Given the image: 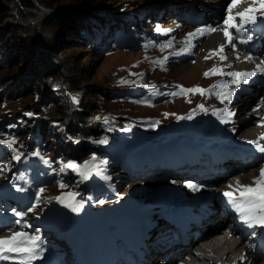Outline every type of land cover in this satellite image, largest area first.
<instances>
[{"label": "rangeland", "instance_id": "rangeland-1", "mask_svg": "<svg viewBox=\"0 0 264 264\" xmlns=\"http://www.w3.org/2000/svg\"><path fill=\"white\" fill-rule=\"evenodd\" d=\"M32 1L36 4L35 7L21 6L20 0H0V36L3 38V46L1 45L0 48L4 51L6 48L17 46L15 44H20L19 48L21 50V60L16 67L13 66L11 69L10 65L7 67L8 65L4 64V67L0 69V80L3 81L7 79L6 82H3L2 87H0L9 91V97L15 98L5 107L0 104V117H7L6 114H8L9 118H11L14 112H17L19 107L25 102L28 104H39L41 98L38 97V94L41 91H43L44 95L47 94L48 97H50L49 93L52 92L61 94L62 99L59 101L62 105L68 106V108H65L67 115H72L73 111H77V109L80 110L82 106L84 108L90 106V109L86 108V111L91 114L89 116V123L92 121L100 122V127L102 129H111V132H107V134L110 135L115 133L116 128L121 129L124 123H122V121L128 117L140 118L143 116H156L159 120L170 123L174 120V116H172L171 112L179 115L201 104L208 108L211 106V108L216 109L215 106L211 104L212 101L218 102L221 104V107L223 106L220 97L216 95V93H221L222 88H216L214 93L209 92L201 97L196 94H191L187 98H178L173 102L165 101L154 108L145 106V108H148L146 110L138 106L141 105L139 102L134 103L129 100L128 97L113 99V97L110 96V93L115 89L130 88L140 85H181L191 89L204 88L208 86L210 81L214 78V74L208 72L211 71L212 68H219L221 72L227 76L226 79H233L227 75V73H229L228 70L231 68L224 70L221 66L220 61L223 55L206 48L208 41H210L208 35H194L189 43V34H195L200 24L204 22L203 9H199V12L201 11L203 16L198 17L193 26H187L185 17L184 19H180L184 12L182 8L189 0ZM231 2L232 0H229L226 3L229 6ZM225 8L226 5H223L222 11H224ZM101 10L102 12L100 14ZM186 10H188V7ZM132 11H136L135 14ZM82 13L91 16L93 14H98V16L101 17L107 13V15H116L120 18H117L118 20L122 19L124 21H127L129 14L133 13L134 15L137 14V22L139 23L150 21V16L157 15L161 27L165 28L169 36H175L179 51L182 52V49L187 51L190 47L194 46V54H184L185 56L188 55V57L179 62L174 58L173 54H169L170 50L168 48H157L153 46L148 53H133L117 50L114 53L105 54L103 51L99 52L93 50L89 46L80 45L77 42L73 43L68 40L67 35L70 34L69 31H74L72 28L74 26L67 27L65 18L69 15L66 20L71 24H77L81 21L77 20V18L80 17ZM219 14L222 15L221 13ZM53 17L55 18L54 20H52ZM106 19L109 20V18ZM239 23L240 19H238L235 24ZM39 24L43 27L41 28V32L35 29L33 31L31 30V26H38ZM228 31H232V41L235 43V37L237 35L234 33V29L229 28ZM244 45L247 46L248 43H244ZM51 52H53V54H51ZM262 52H264V45L261 49V53ZM47 55L48 60L46 58ZM42 58H45L44 61L41 60ZM58 58L62 60V64L65 67H63L65 69L63 75L72 78L71 81L67 80L68 82L65 84L64 88L60 87V83H55L53 79L51 82L45 83V79L40 77V73L54 69L53 65H56L55 60ZM2 60H4V58ZM14 67L17 68L15 71ZM71 68H74L75 73H72L70 70ZM30 69L32 71L36 70L35 75L37 76H35L33 80L25 78V80H28L27 83L24 82L25 85L17 84L15 82L17 77H19V75L23 77ZM205 73H208V76L211 78H208ZM223 74L221 77L225 78ZM18 81L19 79H17V82ZM144 81H146V83H144ZM224 81L225 80H221L218 85L224 84ZM227 84L229 85V83ZM100 89L107 90L105 96L99 93ZM81 90H85V93L81 94ZM14 93L22 95L15 97L17 95L14 96ZM252 97L253 100L257 99L258 102H261V107H264V80L257 86L255 94L251 95L249 99L246 97L244 102L240 99L237 100V103H240V110H244L243 112H238L236 116V126H238L239 123H245V120L249 119V114H246L249 113L251 109L250 101ZM83 98L85 102H83ZM72 101L77 102L76 104H72ZM43 108L47 107L44 106ZM52 111L53 110L50 108L48 114L44 117L47 118L48 115L51 116ZM35 117V112L30 108L28 117L21 118L17 121L28 129L34 126H42V123H34ZM72 117L74 118V114ZM84 119H86V117ZM262 120L263 118L257 119L253 123V126L263 128L264 125L261 124L263 123ZM72 121L76 122V120ZM53 123L65 126L68 121L66 119ZM84 124L85 122L78 123L77 127L82 128ZM202 131L203 129H198L196 132L200 135ZM101 138L102 137L94 139V141L100 140ZM49 145L54 147L55 143L50 140ZM56 147H58V145H56ZM61 147H63V145ZM86 171L88 184L92 186L96 192L105 196L107 192L102 186L101 180L96 174V170L87 169ZM117 185L118 183L115 184V188ZM134 186L133 183H129L120 192L132 196V189ZM203 190L205 191L208 189ZM137 192L135 188V193ZM108 198L114 200V197L110 198L108 196ZM118 199L120 198L118 197ZM220 225L221 224L218 226ZM223 226L217 227V230H214L211 234L210 230H205V237L203 238L205 239L212 234L223 232ZM165 245L167 244L164 243L163 246L165 247ZM163 257L165 258V256L161 255L155 256L151 263L153 262L155 264L160 261L161 258L163 259ZM256 258V264L259 262L264 263L262 258ZM169 261L174 263L177 261V258L175 261L174 259L167 260V262Z\"/></svg>", "mask_w": 264, "mask_h": 264}, {"label": "bare ground", "instance_id": "bare-ground-1", "mask_svg": "<svg viewBox=\"0 0 264 264\" xmlns=\"http://www.w3.org/2000/svg\"><path fill=\"white\" fill-rule=\"evenodd\" d=\"M191 1L194 2L193 4L195 5L198 11L199 9L203 8L204 22L200 24L197 30L209 29V28L216 29V31L214 32L205 31L202 34L198 33V31L196 30L195 35L196 36L208 35L210 37V41H208L206 46V48L209 50L216 51L217 53H221L219 52V49L221 48V46H223V52L221 54L224 57H226V59L223 60L221 59L220 63L224 70H226L227 68H231L230 70H228V72L254 71L257 64L260 61H264V52L261 53V49L264 45L263 39H261V41L257 46L255 45L256 47L248 48L247 50H244L242 47L239 48L233 41L232 43H229L228 39L224 36V29L226 27L224 21L229 15L228 12L229 6L227 5L226 2L229 0H191ZM223 5H226L224 11H222ZM250 5H253V0H246L245 3H240L239 5L233 8L232 15L235 16L236 13L243 11L245 8L249 7ZM253 6L257 8L259 6V3H256ZM101 12L102 10L100 11V14ZM219 13H221L222 15H220ZM82 15H86V14L82 13ZM87 16L92 17L93 19H96L98 21H101L102 24L108 25L107 22L103 19V17L98 16V14H93L92 16L87 15ZM238 19L239 17H237L233 22L236 23ZM230 33L232 35V31ZM194 50L195 48L193 46L190 47L189 50L187 51L185 49H182V52L184 54H194ZM249 56L252 58L251 61L247 59V57ZM262 80H264V74L257 73L255 76L250 77L247 83H242L253 89L252 93L250 95H247L248 99L253 93H255V90H257V86L262 82ZM144 83H146V81H144ZM131 84L133 85L132 82ZM127 92L128 91H126V94ZM244 100H246V96H244ZM211 104L215 106V108L221 107V104H219L216 101H212ZM239 104L240 103H237L236 101L231 106V113L236 114V116L238 115V112H243L244 110V109L240 110ZM250 105H251V109L249 113L246 114V115L249 114V119L245 120V123H239L238 127L236 126L235 128H231V133H233V130L236 129L234 135L236 138H239L242 141L257 140L259 138L258 135L264 132V127L259 128L253 126V123L257 119L263 118L262 122H264V107H261V102H258L257 99L253 100V97L251 98ZM138 106L144 110L148 109L142 105H138ZM235 155L236 156H234V158L239 159V155H237V153ZM225 167L227 169L231 167L232 169L223 175L221 174L213 175V178L211 180L201 181V185H197L195 188H191L188 185H186V183H180V181L177 180L180 183L179 191L181 192L179 195L186 196L187 198H189L190 195H196L195 197L197 199L207 204L204 205L199 203L198 206L199 213L196 215L197 225L199 227H197V225H192L191 230L187 233V238L189 239L193 237V234L196 232L198 234L197 238L200 239L201 241L196 243L193 247H191V243H192L191 241L190 246L188 247L186 246V248L183 249L184 248L183 243L182 242L180 243V241L174 237L172 231L169 230L167 225H162L158 227L156 229L157 231L153 233L154 234L153 246L156 247H151V255L146 256V259H148L149 263L153 261L155 256H160L161 253L165 250V247L163 246L164 243L170 246V248L166 251L167 254H172L180 250L179 257L183 255H185V257L191 256V260L188 261V264H256L255 263V261L257 260L256 257L262 258V255L260 256L253 252L252 247L249 245V243H246L239 238V235L236 233L235 228L233 230H230L232 226L230 222H228L229 224L228 231L215 233L209 236L208 238L205 239L203 238L205 237V230H210V234H211L214 232V230H217V227H220L218 226L219 224H221L222 226L224 224L225 226L226 221H224V215H225L224 208L220 203L221 200L218 198V195L224 192L232 191V189H230L228 185L231 184L233 185V187H235L237 181H239L241 185H245V184L252 185L253 180L259 176L260 168L264 167V154L260 156V159L254 161L253 163L252 160H250L242 163L226 165ZM194 179L200 181L201 180L200 175H198L197 177H189L188 180H194ZM198 187L200 188L199 192L197 191ZM203 189H208V190L204 191ZM131 197L134 198L135 200H138L140 198L138 193H133ZM192 199L193 200L195 199L194 196H192ZM150 206L151 207L148 209V211L150 212L155 211L154 214H152L151 219L157 220L162 210L161 202L158 200L155 203L150 204ZM175 243H179L182 246H176ZM172 259L173 258L171 256L165 255V258L163 257V259H161L155 264H163L164 260L167 262V260H172ZM91 260L93 261V264H105L106 262L105 259L92 258ZM166 262L165 264H175V262L171 263L172 261H169L167 263ZM119 264H126V263L122 262ZM129 264H135V262ZM257 264H264V263L259 262Z\"/></svg>", "mask_w": 264, "mask_h": 264}, {"label": "trees", "instance_id": "trees-1", "mask_svg": "<svg viewBox=\"0 0 264 264\" xmlns=\"http://www.w3.org/2000/svg\"><path fill=\"white\" fill-rule=\"evenodd\" d=\"M20 5L21 6L23 5L25 7L27 6L35 7L36 6V4L32 0H20ZM132 12L135 13L136 11L135 12L132 11ZM133 13L129 14L127 21H124L122 19L118 20L117 18L119 17H117L116 15H112V14L107 15L106 13L103 15V19L107 22L108 25L102 24L96 19L88 18L87 15H82V14L80 15V17L77 18V20H81L79 23L71 24L69 21L66 20L67 17H69L68 15L65 18L66 26L67 27L69 26L72 27V25L74 26L72 27L74 31H69L70 34L67 35L68 40H70L73 43L77 42L80 45L89 46L91 49L99 51V52L103 51V53L105 54H111L117 50H124L128 52H133V53H136V52L148 53L149 50L147 51L143 47H141L140 43H138L135 46H132L133 44L130 40V37H127L128 45H123V36L129 35L131 32H136L140 26L137 23L138 21L136 17L137 14L134 15ZM106 18H109V20H107ZM54 19L55 18L53 17L52 20ZM31 27H32L31 28L32 31L35 29L39 32H41L42 30L41 28H43L41 27L40 24L38 26L36 25V26H31ZM2 41H3V38L2 36H0V46L1 45L3 46ZM15 45L17 46H14L13 48L12 47L6 48L4 51L1 50L2 48H0V69L4 67V64L8 65L7 67H9L10 65V68L12 69L13 66L16 67V65L20 62L21 60V56H20L21 50L19 48L20 44H15ZM51 54H53V52H51ZM8 56H9V59H8ZM3 58L4 60H2ZM46 58L48 60V55ZM44 59L45 58H42L41 60L44 61ZM55 62H56V65H53L54 69H51L50 71H47L44 73H40L41 75L40 77L45 79V83H49L53 79L55 83L57 82L60 83L61 84L60 87L64 88L65 84H67L69 80L71 81L72 78L70 76L65 77L63 75L65 72V69H64L65 67L63 66L62 60L60 58L55 60ZM15 67H14V71L17 69ZM70 70L72 71V73H75L74 68H71ZM35 71H32L30 69L29 71H27V73L23 75V77H20L19 75V77H17V79H19L18 81L19 83L17 82V79L15 82L17 84L25 85L24 82L27 83L28 81L27 79L33 80L34 77L37 76L35 75L36 73ZM25 78L27 79L25 80ZM4 81L6 82L7 79L3 81L0 80L1 87ZM1 87H0V91L2 90ZM133 88L134 87L123 88L124 90L115 89L110 93V96H112L113 99L128 97V99L131 100L132 102L134 103L139 102L141 105L147 106L149 108H154L160 104V103H156L154 105H150L146 101L141 100V98L144 96L143 92L141 91V89H139L137 92L133 94ZM99 91L101 95H104V96L106 95L107 90L100 89ZM126 91H128L129 93L127 92L126 94ZM80 93L84 94L85 90H81ZM1 94L2 93H0V95ZM49 94H50V97H48L47 94L44 95L43 91L39 92L38 97L41 98V100H39V104L38 103L28 104L27 102H25L19 107L17 112L16 111L14 112V115L12 117L13 118L18 117L21 114V112L27 113L29 112L30 108L35 111V114L45 116L48 114L49 109L51 108L53 110L51 112V116L48 115L47 117V119L50 122L64 121L66 119L68 122L70 120L71 121L76 120V122L73 121L74 126L70 128V130H68L67 131L68 133L66 134H54V135H49V136L42 135V136H46V138L48 139L44 141V142H47V144H49L50 140L52 139L56 141L57 143L64 144V147L58 146L57 148L59 152L58 157L61 160L60 161L61 166H63V164L68 165L69 163L77 165L81 161H84L86 158H89V157L91 158L95 154L101 155L102 150L99 147L100 145L99 143L94 141V139H98L101 136H103L105 134V130L100 127L101 123L98 121H92L89 123V119H90L89 116L91 114H89L86 110L90 109L91 107L87 105L89 108L86 107L87 108L86 109L81 105L82 107L80 108V110L77 109V111H73L74 118H75L74 119L72 117L73 114L67 115L65 108H68V106L64 104L62 105L60 103L59 100L61 99V94H59L58 92H55V93L52 92ZM9 95L10 93L7 95L6 104H4L3 101L0 99V104L3 105L4 107L9 105V103L13 99H15V98L9 97ZM21 95L22 94H18L15 97H19ZM2 96L5 97V94H2ZM187 97H189V95L184 96V98H187ZM76 102L77 101L75 102L72 101L71 103L76 104ZM83 102H85L84 98H83ZM44 106H46L47 108H43ZM164 113H167V112H164ZM171 113H172V116L174 115V117H176L174 112H171ZM6 116L7 117H0V121L2 120V118H5V119L9 118L8 114H6ZM85 117L86 119H84ZM144 120H151L155 122V120H158V118L156 116H152V117L143 116L140 118L128 117L127 119L122 121V123L124 122L123 126L121 130H119L116 134L117 141L119 143H123L124 141H130L132 143L136 141L139 136H144L147 134L154 133L155 132L154 128L146 124ZM161 121L163 124L159 125L158 127H161L165 124L164 120H161ZM82 122H85L84 127L82 128L77 127L78 123H82ZM32 132H33V129L25 130L23 139L26 140L27 137L32 134ZM61 173L62 175H64L63 178H68L69 181L72 179V186H74L76 189L79 188L80 176L78 173L77 174L75 173V168H70V170L61 168ZM58 192H59V189L56 188L55 194H58Z\"/></svg>", "mask_w": 264, "mask_h": 264}, {"label": "snow or ice", "instance_id": "snow-or-ice-1", "mask_svg": "<svg viewBox=\"0 0 264 264\" xmlns=\"http://www.w3.org/2000/svg\"><path fill=\"white\" fill-rule=\"evenodd\" d=\"M246 0H232L231 4L229 5L228 12L229 15L225 19V29H224V36L228 39L229 43H232L233 37L231 33L228 31L229 28H235L236 32L239 34L240 37H244V31L246 29V25L248 24H255L256 23V16L253 15L257 9L253 6L256 3H259L260 10H264V0H253V5H250L249 7L245 8L243 11H240L236 13L235 16L232 15V10L234 7L239 5L240 3H245ZM239 17L240 24L237 25L233 21ZM158 32L160 31L159 28L156 29ZM198 33H204L205 31L208 32H214L216 29L209 28V29H198ZM195 34H189V43L191 38ZM252 39L251 35H248L246 38H242L240 40L241 43H247ZM219 52H223V46L219 49ZM239 58V57H237ZM221 59H226V57L221 56ZM249 61H251V57H247ZM213 74H215L216 70H212ZM257 73L264 74V61H260L254 71H247V72H229L227 73L228 76L232 77V83L236 85L237 88H239L241 83H247L248 79L252 76H255ZM205 75H209L208 73H205ZM154 87V86H151ZM214 88H229L228 84H220V85H214ZM186 92H199L200 94H204L205 90L203 89H188L184 90L181 89V93ZM172 95H177V93H172ZM218 97H221V103L224 102V99H227L229 103H231V97L233 95L232 91H227L226 93H216ZM202 111H206L204 109L203 105L199 106ZM223 111L227 115H232V113H228L226 109L224 110H213V115L218 116L220 115V112ZM188 119H191V116L187 117ZM180 119H183V117H180ZM221 122H226L223 119ZM158 123V122H157ZM261 140H264V136L260 137ZM12 142H8V147H12ZM102 143L106 141H101ZM5 143V141H0V144ZM249 144L257 145L258 150L260 152H264V146H260L259 141L250 140L248 141ZM13 151H15L13 149ZM39 155V153H36ZM16 159H19V154L15 156ZM43 159V157H41ZM95 159V158H93ZM47 163V161H45ZM68 168H77L78 166L72 163H69L66 165ZM85 168L89 167L88 165L84 166ZM81 175L84 176V178H87L86 173H81ZM106 179H108L106 177ZM191 188H195V185H188ZM61 187H64V185H61ZM232 191L224 192V197L227 198L228 203L232 204L235 208V210L239 213L241 220L243 223L247 225L249 228H253L256 226H259L261 228H264V167H261L259 170V176L253 180L252 185H241L239 181L236 182V186L233 187V185H228ZM43 191V190H41ZM238 192V196H234L233 193ZM57 200L61 203H63L64 198L57 197ZM100 203H103V201H100ZM68 207H71L72 211L79 212L80 208L83 206L80 205H66ZM28 211H32L31 208L28 209ZM17 216H23V213H15ZM42 256V249L37 245V237L35 236H29L23 231H17L13 232L8 237H0V260H13V261H19V264H26V262H30L33 260H36Z\"/></svg>", "mask_w": 264, "mask_h": 264}, {"label": "built area", "instance_id": "built-area-1", "mask_svg": "<svg viewBox=\"0 0 264 264\" xmlns=\"http://www.w3.org/2000/svg\"><path fill=\"white\" fill-rule=\"evenodd\" d=\"M179 1H181V0H179ZM191 0H189V2H190ZM189 2H186V3H189Z\"/></svg>", "mask_w": 264, "mask_h": 264}]
</instances>
